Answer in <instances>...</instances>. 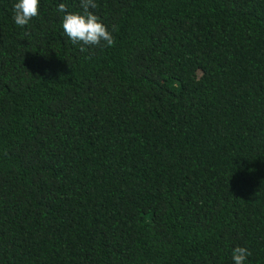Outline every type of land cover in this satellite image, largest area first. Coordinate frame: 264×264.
Listing matches in <instances>:
<instances>
[{
    "label": "trees",
    "instance_id": "16d2710c",
    "mask_svg": "<svg viewBox=\"0 0 264 264\" xmlns=\"http://www.w3.org/2000/svg\"><path fill=\"white\" fill-rule=\"evenodd\" d=\"M0 0V264H264V0H95L114 45ZM86 50L81 51V47Z\"/></svg>",
    "mask_w": 264,
    "mask_h": 264
},
{
    "label": "clouds",
    "instance_id": "9594fccd",
    "mask_svg": "<svg viewBox=\"0 0 264 264\" xmlns=\"http://www.w3.org/2000/svg\"><path fill=\"white\" fill-rule=\"evenodd\" d=\"M14 21L23 27L40 13V0H18L14 4ZM82 13L67 12L65 4L58 5L57 11L65 13L63 16V31L73 44L100 46L102 42L107 46L114 45V38L108 27L90 9L97 8L95 0H81ZM81 51L86 49L82 46ZM251 252L246 247L237 246L232 252L234 264H245Z\"/></svg>",
    "mask_w": 264,
    "mask_h": 264
}]
</instances>
